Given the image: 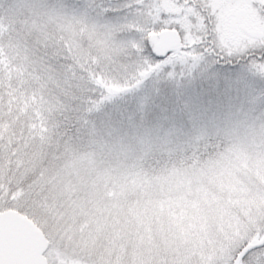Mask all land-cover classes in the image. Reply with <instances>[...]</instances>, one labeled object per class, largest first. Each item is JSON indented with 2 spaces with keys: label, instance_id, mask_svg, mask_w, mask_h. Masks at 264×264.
Wrapping results in <instances>:
<instances>
[{
  "label": "clouds",
  "instance_id": "9594fccd",
  "mask_svg": "<svg viewBox=\"0 0 264 264\" xmlns=\"http://www.w3.org/2000/svg\"><path fill=\"white\" fill-rule=\"evenodd\" d=\"M63 67L83 98L87 71ZM110 111L66 106L49 115L47 134L0 163V190L28 206L49 252L70 264H229L230 251L264 236V121L241 138L209 119L162 151L124 153L101 142Z\"/></svg>",
  "mask_w": 264,
  "mask_h": 264
},
{
  "label": "rangeland",
  "instance_id": "374dc122",
  "mask_svg": "<svg viewBox=\"0 0 264 264\" xmlns=\"http://www.w3.org/2000/svg\"><path fill=\"white\" fill-rule=\"evenodd\" d=\"M168 12L155 0H0V75L14 77V94L31 96L28 104L0 107L1 128L24 115L30 132L47 134L50 114L83 103L110 106L101 142L124 153L162 151L209 119L225 122L238 137L256 135L264 121V75L256 69L264 62L238 63L244 43L221 25L202 30ZM164 30L177 32L182 47L159 59L154 40ZM52 46L61 54L53 57ZM101 60L103 71L89 69ZM70 62L92 81L83 98L61 74ZM16 199L9 203L0 194V212L30 210ZM254 237L230 251L229 264ZM51 253L54 264H70L57 249Z\"/></svg>",
  "mask_w": 264,
  "mask_h": 264
},
{
  "label": "flooded vegetation",
  "instance_id": "af4514ba",
  "mask_svg": "<svg viewBox=\"0 0 264 264\" xmlns=\"http://www.w3.org/2000/svg\"><path fill=\"white\" fill-rule=\"evenodd\" d=\"M164 11L188 16L194 26L202 27V30L212 31L215 25H221L226 31L232 33V39L244 43V54L237 57L238 63L261 64L259 47L264 45V0H155ZM150 0H145L148 5ZM255 5V6H254ZM207 18V22H206ZM165 31V30H164ZM174 31V30H166ZM159 39L154 40V47ZM257 45V47H256ZM179 47H171L170 54L180 50ZM154 50V49H153ZM253 52L255 55L253 57ZM169 57V56H168ZM252 61V62H250ZM264 242V236L259 232L253 241L245 244L237 253L233 262L236 264L239 256L249 247L260 245ZM49 249V248H48ZM46 250L45 264H54L53 255ZM264 244L252 248L239 264H253L256 256L261 254Z\"/></svg>",
  "mask_w": 264,
  "mask_h": 264
},
{
  "label": "water",
  "instance_id": "95a60500",
  "mask_svg": "<svg viewBox=\"0 0 264 264\" xmlns=\"http://www.w3.org/2000/svg\"><path fill=\"white\" fill-rule=\"evenodd\" d=\"M180 37L176 32H164L154 48L158 58H165L171 47H179ZM0 260L4 264H45L44 254L49 241L35 224L27 217L14 210L0 212ZM260 245L249 246L237 259L242 258L252 249Z\"/></svg>",
  "mask_w": 264,
  "mask_h": 264
},
{
  "label": "trees",
  "instance_id": "16d2710c",
  "mask_svg": "<svg viewBox=\"0 0 264 264\" xmlns=\"http://www.w3.org/2000/svg\"><path fill=\"white\" fill-rule=\"evenodd\" d=\"M4 70V69H3ZM6 71H1L0 75V107L5 105H12L16 103H30V95L29 91L26 94L23 95H17L14 94L13 90L14 87H11L14 84V77L12 75H5ZM26 91L30 89V83L27 84L25 87ZM20 97V98H18ZM14 104V105H15ZM16 106V105H15ZM28 120L27 116L21 115L20 116V122L13 127L6 126L1 128L0 124V163H2L4 159V154L7 152L9 159V162H11V159L15 157L16 151L19 148L24 147L27 145L30 141L33 140H39L41 139L45 134L40 132V130H34L33 132L29 131L30 126V120ZM0 123H2V120L0 119ZM15 130V134H14ZM21 132H24L23 137H20ZM40 132V134H39ZM1 196H5L3 192H0ZM15 197V196H13ZM20 212L31 219L36 225H40L39 222L33 218V216L30 214V210L28 209H21Z\"/></svg>",
  "mask_w": 264,
  "mask_h": 264
},
{
  "label": "snow or ice",
  "instance_id": "6c2138e0",
  "mask_svg": "<svg viewBox=\"0 0 264 264\" xmlns=\"http://www.w3.org/2000/svg\"><path fill=\"white\" fill-rule=\"evenodd\" d=\"M261 11H264V8H262ZM206 22H207V18H206ZM259 53H260V59H261V61H264V45H260V47H259ZM254 55H255V52H253V57H254ZM256 71L260 75H264V68H257ZM97 83H100V82L97 81ZM113 91H114L113 89H109V93L110 94ZM0 243H2V240H0ZM0 264H4V262L2 260H0ZM253 264H264V249H262L260 255L256 256L255 260L253 261Z\"/></svg>",
  "mask_w": 264,
  "mask_h": 264
}]
</instances>
